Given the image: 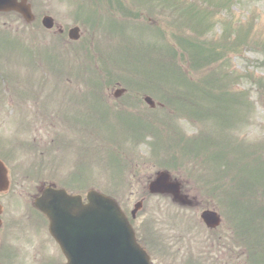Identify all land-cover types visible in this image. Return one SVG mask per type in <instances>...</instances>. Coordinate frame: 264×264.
Segmentation results:
<instances>
[{
  "label": "rangeland",
  "instance_id": "obj_1",
  "mask_svg": "<svg viewBox=\"0 0 264 264\" xmlns=\"http://www.w3.org/2000/svg\"><path fill=\"white\" fill-rule=\"evenodd\" d=\"M137 1L134 0V2ZM128 2L130 8L135 6L130 0ZM117 5L126 8L119 3ZM73 6L67 5V3H53L50 9L53 10L56 18L65 21L66 25L84 23L87 33L95 32L92 23H89L91 13L83 9L82 13L79 14V7ZM148 6L153 9L151 14L158 19V23L151 24L142 13L143 8L146 9ZM111 12L114 19H122L118 10H111ZM16 19L17 17L14 14H4L2 16L3 21L11 22ZM128 23L129 26L125 24L121 32L112 29L108 33L112 40H115L112 44L116 52L115 61L117 66L115 67L116 69L118 67L133 68V78L128 79V82L135 83L136 88L145 91V94L152 97L154 101L159 102L156 108L154 107L156 110L151 111L148 109V114L144 116V118L150 120L152 126L148 141H145L142 147L139 145L138 150H131V153H128L126 157L130 166L131 164L133 166L138 165L137 173H144L145 177L140 180L142 184L135 186L129 183L132 187L116 186L115 189L113 187L115 182L109 177L111 176L110 171L104 170L102 173V169L99 170V158L97 157L95 168L100 174V179H94L93 184L97 185L95 188L110 190L117 196H126L131 203V205L128 202L125 203L127 209H130L136 200L145 197L144 210L139 214L140 222L143 219L148 220L147 225L154 228L155 219L168 213H174L175 216L170 221L177 217L178 221L190 224V228L188 229L189 225L187 224L185 230H193L189 236L190 241L181 242V244L208 243L209 235L204 226L199 224L201 210L196 213V220H194V212L180 214L183 210L169 206L167 199L145 194V178L154 174L160 168L179 169L181 166L189 168L191 164H196L198 165V171L195 174L196 181L195 183L192 181L187 182L186 190L191 195L198 193L201 200L205 198L206 200L203 199L204 205L213 206L217 210V207H219L224 213L226 211V222L224 221L223 224V227L227 229V232H225L226 242L235 243L238 236V238H243L242 244L245 247H251L252 249L262 247L263 250L254 251L251 261L245 262V264H263L258 259L264 252V160L255 164L250 163V158L257 153H264V0H142L141 9L137 10L132 20L128 18ZM116 25L122 26L118 23ZM145 25L158 27V29L154 32L144 31L141 28ZM39 26L41 27L40 23L39 25L34 24L33 27H26L20 23L19 29L13 34L19 37L20 40L18 48L15 47V50L25 51V53L37 50L34 41L35 39L38 40L39 50H41L38 53L41 52L44 57L46 76L41 73V68L35 70L32 62L28 64L27 60L31 58L29 56L24 55L17 62V65H19L25 60L28 66L26 68L20 67V69H28V73L34 72V74L29 75V77L34 75L29 81L31 85H35V76L54 83L55 74L53 72L59 71L61 64L47 59L52 58L55 60L57 58L65 63L58 55L50 54L51 56H49L47 54L45 47L49 35L44 34L42 27ZM159 30L163 32L165 43L175 48L176 53L174 55H169L168 50L160 45L158 41L160 36H152ZM128 32L130 33L129 44L135 50L141 51V48L147 50L148 55L140 57L145 60L147 70L145 67H140L134 57L128 58L130 60L129 65L128 61L124 62L123 58L127 54L125 49L128 50L125 46ZM96 33L99 34L100 32L97 31ZM178 35L182 36L183 41L195 39L199 43V45L194 44L191 47L189 51L191 55L187 52L186 56L182 54L183 49L175 38ZM0 37L5 41L6 33L3 36L0 34ZM147 39H154L155 41L149 42ZM179 42L183 46L189 47L180 40ZM53 49L59 50L58 46ZM44 54H47V56H44ZM155 54V62L161 63L164 61L163 65H169L178 79L164 71L161 76L166 79L163 80L159 73H157L159 75L157 76L156 71L149 68V64L152 63L151 58ZM10 64L11 62L7 65ZM48 66L52 67V71ZM137 68L145 71H138ZM136 70L137 72H135ZM19 75L20 72H17L18 79ZM128 75L131 76V73H128ZM119 76L118 74L117 77ZM22 79L28 81L26 77L21 75ZM169 83L173 84L172 92L168 90ZM36 84L39 83L36 82ZM157 88L162 90L164 96L166 95L162 99L163 102L159 99L158 91H155ZM36 93H38L37 90L34 91V94ZM188 97L192 98L194 109L200 105V108L204 110V114L201 109L197 108L200 116H194L192 104L187 103ZM138 107L140 109L134 112L146 111L144 104ZM158 107L161 109H157ZM22 114L23 111H21V117ZM38 125L36 123V126ZM137 126V123H134V125L128 123V131L132 133L136 129L142 132L145 131ZM6 130L12 131L13 128L7 126ZM56 130L57 128L53 132ZM9 134L13 133H6V135ZM109 134H113L110 127L101 130V136H108ZM202 134H208L214 140V144L207 145L204 139L201 140ZM27 135V133L21 132L18 140L28 142ZM117 136L121 137V134L117 133ZM127 136L128 134L125 137ZM218 140L223 141L222 145L226 144L228 148L226 151L215 147ZM155 141H157L156 144ZM16 142V137L5 138L3 155H5L10 167L16 169L19 163H25L29 160L26 163L29 164L34 158L37 161L40 160L37 154L35 157L31 156L30 159L28 156L20 158L19 155L23 151L18 150L19 146L12 154L11 148L13 145L16 147ZM87 146L89 150L87 149L85 157L90 152L92 145ZM229 152H231V159L237 158L241 162L246 159V166L242 174L226 181L221 178V175L223 170L229 166ZM47 158L54 161L51 154ZM63 164V159L59 157L58 168L62 167ZM201 166L203 170H208L206 178L211 180L208 187L212 191H214L213 187H216L223 195V200L220 199L221 195L217 191H214L213 197L204 188L202 180H199ZM44 167L40 168L39 173L35 171V174H33L36 177L41 176L49 180L52 178L51 171L56 167L49 170ZM26 170L28 169L21 170L19 174H25ZM242 177L249 184H254L255 188L253 186L247 187L249 190L254 189V194L253 197L244 199L239 211L243 216L240 217L235 209L231 208L229 199L231 194L240 190L238 187L236 188L235 183L239 182ZM180 178L185 181L188 179V175L186 172H182ZM128 190L132 191L128 193ZM5 205L7 206L8 215L23 217L22 230H47V227L37 229L38 224L35 220L28 221L25 218V212L27 211L25 201L14 202V200L6 198ZM250 216L254 218L253 225L250 228L245 224L243 226V221L247 220L249 222ZM20 233L18 231L15 234V238L21 242L20 246L14 247L12 245L14 254L17 257H21L22 250L29 249L25 244L27 239L29 241L33 238L35 242L37 239L41 240V236H22ZM243 245L242 247L245 248ZM52 250V247H50L46 249V252L50 254ZM51 258L56 260L55 257Z\"/></svg>",
  "mask_w": 264,
  "mask_h": 264
},
{
  "label": "flooded vegetation",
  "instance_id": "obj_2",
  "mask_svg": "<svg viewBox=\"0 0 264 264\" xmlns=\"http://www.w3.org/2000/svg\"><path fill=\"white\" fill-rule=\"evenodd\" d=\"M71 0H28L30 3L32 9H37L41 12H45L43 15H50L54 16L52 10L50 9L51 4H66L70 2ZM84 3L86 1L90 0H83ZM100 1L98 3L99 6L104 7V9L111 8L115 5L113 0H97ZM48 7V12L44 11V8ZM42 14V13H41ZM41 14H38L36 16V20L41 17ZM54 18V17H53ZM55 27H56V32L59 33V37L63 41L65 45V49L68 47H75L79 46V41L72 42L70 40L66 39V33L68 31V27H64L62 24H58L56 20L54 19ZM110 29L108 27H104L101 31V34H99L97 37L93 35H83L82 37L85 38V41L82 42V47H88L90 43L97 42V47L96 50L93 51L92 56L95 58H99L101 54L103 56L105 55H111L112 50L111 48V37L108 34ZM82 32H80L81 34ZM53 48V47H51ZM64 51V50H63ZM65 52V51H64ZM84 54L89 55V51L85 50ZM1 56V53H0ZM9 92V96L13 97V103L15 106L20 105V94H19V85L14 84L13 88H7ZM124 93V99L120 102L124 103L125 107L128 109V104L132 103L133 100L128 99V86L125 89ZM72 91V92H70ZM74 90H68L65 94V99L68 102H74V97L72 96ZM5 98V88H4V83L0 82V122L2 121L3 118V102ZM115 101V100H113ZM111 101V102H113ZM72 107L75 110H77L80 106L77 105H67V107ZM62 129L64 130V136L62 138V143L63 145L70 150H73L76 154L83 148L82 144L84 142V136L82 132V126L80 124V121L75 117L73 118V121L70 122L67 119L66 112L64 115H62ZM53 143V141H51ZM144 179V175H137L135 178L136 184H139V181ZM72 180V179H71ZM192 203V202H191ZM30 231V232H29ZM25 233V235L29 236H41V240L37 239L35 240L31 238V240L26 241L25 244L27 247H29L28 250H22V255L20 258H17L16 256H13L11 254L12 248L10 246L3 248L2 250L0 249V257L10 260V261H36V262H44L45 264H49L51 257H56L57 252L59 253V259L62 260L63 256L59 252L58 245L52 240V238L48 235L47 230H29ZM139 234L136 235L137 241L144 245L145 247H148L150 250V255L153 259L154 262H158L159 264L164 263V261L159 260V250L161 249L162 244H164L165 236L169 237L170 241L174 243L178 248L180 247V236L176 234H171L168 233L166 235V230H138ZM202 248V252L200 255L205 256L204 259H197V258H192V251L190 252H185L183 255L184 257H181V253L178 251H175L173 255L166 259L165 261L167 263L165 264H206V261L209 260L212 256H217L221 253L219 250L220 245L218 243H205V244H199L197 245ZM1 247V243H0ZM53 247L54 249L52 252L49 254L46 252L47 248ZM64 259V258H63Z\"/></svg>",
  "mask_w": 264,
  "mask_h": 264
},
{
  "label": "water",
  "instance_id": "obj_3",
  "mask_svg": "<svg viewBox=\"0 0 264 264\" xmlns=\"http://www.w3.org/2000/svg\"><path fill=\"white\" fill-rule=\"evenodd\" d=\"M24 1L17 3V0H0V11L14 9L19 11L27 20H30L31 15L24 6ZM44 24L49 26L48 21H44ZM161 187L176 188L175 185L168 183V176L165 173L159 174L150 188L157 191ZM88 198L91 204L82 207L79 197H70L63 191L46 188L42 197L35 201V205L50 217V230L54 235L57 236L58 234V239L70 231L75 235H79L81 230H112L111 235H118L119 239L128 241V236H124L125 238L122 239V236L125 235L124 232H117V230L128 232V225L115 204L108 198L95 193H89ZM208 216V214L204 215L205 218ZM60 241L65 247H69L68 240ZM107 241L109 242L107 243L108 246L115 243V240L112 241L111 237H108ZM122 249L127 253L128 245H124Z\"/></svg>",
  "mask_w": 264,
  "mask_h": 264
},
{
  "label": "trees",
  "instance_id": "obj_4",
  "mask_svg": "<svg viewBox=\"0 0 264 264\" xmlns=\"http://www.w3.org/2000/svg\"><path fill=\"white\" fill-rule=\"evenodd\" d=\"M263 160H264V153H257L252 158H250V163L257 164L258 162H262ZM229 165L232 166L229 171V175L231 176L230 180H232L234 177L243 173V170L246 166V159L243 162H240V161L236 162V161L230 160ZM235 185H236V188L238 187L240 190L231 194L229 203H230L231 208L233 210L235 209L236 213L239 214L241 217L243 215L240 214L239 211L244 202V199L251 198L253 197V194H254V189L249 190L247 189V187L253 186L255 188V185L249 184L243 177L240 179L239 182H236ZM225 214H226V211H225ZM253 219H254L253 216H250L248 219L250 223L247 220H245L243 221V226L245 224L246 226H249L250 228L253 225Z\"/></svg>",
  "mask_w": 264,
  "mask_h": 264
}]
</instances>
